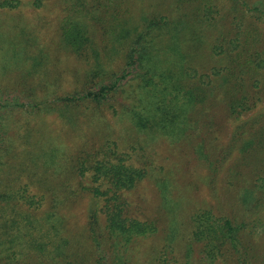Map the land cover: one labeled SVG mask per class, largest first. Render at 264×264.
<instances>
[{"label": "rangeland", "instance_id": "374dc122", "mask_svg": "<svg viewBox=\"0 0 264 264\" xmlns=\"http://www.w3.org/2000/svg\"><path fill=\"white\" fill-rule=\"evenodd\" d=\"M17 1L0 9V89L15 93L0 96L10 100L0 106V264H264V0H86L104 20L89 21L86 56L62 34L82 0ZM114 14L139 27L164 18L162 36L145 39L155 42L158 75L181 68V89L157 76L138 94L131 77L112 94L122 107L63 104L97 58L106 71L124 63L127 22ZM194 83L212 90L198 122L170 132L178 120L163 111ZM118 158L144 173L118 192L125 217L155 228L127 252H114L105 231L111 196L90 191L91 165ZM206 212L207 235L192 234V216Z\"/></svg>", "mask_w": 264, "mask_h": 264}, {"label": "trees", "instance_id": "16d2710c", "mask_svg": "<svg viewBox=\"0 0 264 264\" xmlns=\"http://www.w3.org/2000/svg\"><path fill=\"white\" fill-rule=\"evenodd\" d=\"M82 3V8H77L76 5L73 4V9H70L69 12L72 13V17L68 21V26L62 27V34L64 42L71 47V50L73 48V50L77 51L79 56H86L88 49L93 51V46L89 44V21L96 20L103 24L104 20H102V15L94 14L95 12L87 5L86 0H82ZM0 6L13 8L18 6V1L3 0L0 2ZM79 15V22H77ZM158 18L159 19L154 16L153 18L148 19V22L144 24L143 27H139L137 24L131 25L128 21H126V19H121V21L118 19L117 14H114V16L112 15V19L118 22L117 25H120L123 21L127 22V26H125L126 29L124 31L120 29L119 33V38L121 37V39L124 40V46L126 48V53L124 54L125 61H123L124 63H122L120 67H116L114 70L106 71V68L102 67L103 63L97 58L94 64L86 70L80 90L74 94L64 97L62 99V103L69 105L66 103L67 101H70L71 104H78L82 101L90 100L91 102H94L97 107L103 108L105 107L104 105L107 104V107L114 109V106L116 105L115 102L117 101L114 99L115 102H111L112 98L115 96L112 94L121 91L123 92L122 81L131 77L132 82L137 83V85L135 84V87L136 90H138V94L140 92H148V90L152 91L155 87L151 80L153 77L157 76H160L163 84L162 86H164L165 89L169 88L168 86H172L173 84L176 85V83H174L175 80L177 85L174 88L181 89L179 84L183 78L182 71H179L181 68L178 67L177 71L166 68L158 75V68L155 64L160 59H157L158 57L154 56L156 53L150 51L151 49L156 48L155 42L154 40L152 42V40L145 39L153 32L156 37H159L166 31L167 23L164 21V18ZM137 67H139V70L141 71L136 72L135 69ZM148 86H150L151 89L148 88ZM136 90L134 91L135 94H137ZM211 91L212 90L209 89L206 83H204V85L202 83L192 84L191 89L189 88L185 91L186 102L184 101L183 104H177L172 108H168L163 111L165 114L164 118H166L168 122L173 123L178 120L177 125L168 130L173 132L174 129L181 128L182 130V128L188 126H191L192 128V126L198 122V111H196L197 104L204 103L210 96ZM3 100L10 101L8 98H3L2 101L0 100V106H4L2 103ZM17 101L13 99V103L11 104H19ZM117 104L122 107L125 103L117 102ZM237 105L238 102L233 101L231 103V108L234 109ZM123 109L126 112L130 111L131 108ZM137 119L142 122H138ZM144 119L145 117L141 114L137 116V118L135 117V123L140 126V128H145ZM0 130H3L2 122L0 123ZM91 168V175L95 186L92 190L90 189V191L96 197L99 195H103L105 197L111 196L110 199L106 198L104 212L106 217L105 231L109 239H114V245H112V248H114L113 251L127 252L130 249L129 243L134 237L148 235L155 231L153 225L151 226L146 222H140L139 220L134 219L128 220V218L124 215V202L120 200V197L118 196V192L121 188L131 187L137 180H140L143 177V170L134 169L131 166L125 165L122 158H118V162L114 163L110 160H97L94 165H91ZM110 192L111 194H109ZM261 196L264 197V195ZM111 201H113V203H111ZM260 201L261 200L258 199V203H260ZM93 214L96 215V211H93ZM95 215L90 216L94 218V221L96 219ZM208 218L209 214L207 212L201 214L196 213L193 215L192 221L195 223V229L192 231V234L207 235V233H205L206 228L201 229V227L207 226L204 222H207ZM219 226L224 230L225 236L229 240H233L235 238L234 233H237V228L234 227L228 219H225V221ZM90 229L95 245H101V241L100 243L98 242L97 234L95 233L93 226H91ZM216 240L217 238H215V236L211 241L208 237L207 242L208 245L211 244L212 249H216L218 246L217 244H214V241Z\"/></svg>", "mask_w": 264, "mask_h": 264}, {"label": "crops", "instance_id": "0c3cea01", "mask_svg": "<svg viewBox=\"0 0 264 264\" xmlns=\"http://www.w3.org/2000/svg\"><path fill=\"white\" fill-rule=\"evenodd\" d=\"M0 9H5V7H1ZM10 90V89H9ZM15 91V90H14ZM16 92V94H18L19 92H17V91H15ZM0 95H15V93L14 92H12V91H5V90H1L0 89Z\"/></svg>", "mask_w": 264, "mask_h": 264}]
</instances>
